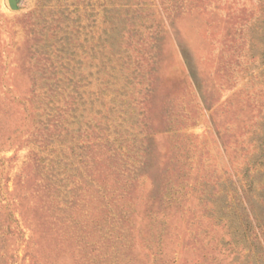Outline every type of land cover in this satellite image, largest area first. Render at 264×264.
I'll list each match as a JSON object with an SVG mask.
<instances>
[{"label": "rangeland", "instance_id": "1", "mask_svg": "<svg viewBox=\"0 0 264 264\" xmlns=\"http://www.w3.org/2000/svg\"><path fill=\"white\" fill-rule=\"evenodd\" d=\"M0 0V264H264V0Z\"/></svg>", "mask_w": 264, "mask_h": 264}, {"label": "water", "instance_id": "2", "mask_svg": "<svg viewBox=\"0 0 264 264\" xmlns=\"http://www.w3.org/2000/svg\"><path fill=\"white\" fill-rule=\"evenodd\" d=\"M8 2H9L10 7L15 10L17 7L16 0H8Z\"/></svg>", "mask_w": 264, "mask_h": 264}]
</instances>
